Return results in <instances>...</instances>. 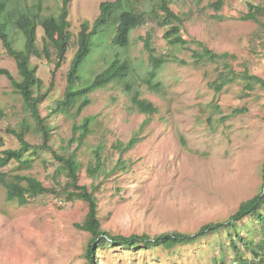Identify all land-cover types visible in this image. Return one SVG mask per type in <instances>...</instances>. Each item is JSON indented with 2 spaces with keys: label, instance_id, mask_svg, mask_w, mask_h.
I'll return each instance as SVG.
<instances>
[{
  "label": "rangeland",
  "instance_id": "rangeland-1",
  "mask_svg": "<svg viewBox=\"0 0 264 264\" xmlns=\"http://www.w3.org/2000/svg\"><path fill=\"white\" fill-rule=\"evenodd\" d=\"M113 0H71L68 7L69 29L74 35L81 23L90 24L99 14V4ZM136 11H144L146 23L131 32L127 49L133 60V79L146 76L147 50L144 40L150 35L154 54L165 53L166 61L157 73L163 88L154 93L141 87L142 97L152 101L157 112L145 115L130 107L120 86L109 84L87 94L89 103L78 113L77 104L61 112H51L55 101L63 96L66 73L75 51L71 47L65 59L55 66L51 59L31 57L42 91L53 82V89L40 105L42 116L51 127L48 142L57 152H75L81 165L78 182L95 186L101 229L112 234L155 235L165 231L194 233L209 222L226 220L241 201L255 195L262 183L264 163V87L245 77L264 79V0H224L219 10L210 7L215 0H170V7L184 16L182 37L186 45L169 46L163 35L166 27L157 24L150 14L154 0H122ZM36 0H11L19 12L32 8ZM248 3L260 7L257 20L243 19ZM60 0H42L41 14L59 11ZM10 8V7H9ZM8 8V9H9ZM15 46H22V35L12 26ZM37 44L41 48L42 30L37 27ZM193 40V42H192ZM232 55V81L220 91L212 83L220 71L227 72L224 59L196 60L193 51L202 45ZM96 50L80 67L93 75L106 65ZM0 66L18 79L16 62L0 41ZM0 142L4 148H17L19 142L8 129L28 125L25 139L33 147L23 155L24 164L11 161L0 170V264H88L85 256L89 233L76 226L87 212L85 202L65 200L55 193H44L20 205L6 199L4 181L11 174L36 177L55 191L69 190V180L61 164L51 153L34 148L41 137L23 107L21 97L9 80L0 75ZM90 118L89 132L78 141L80 125ZM147 119V123L144 120ZM135 133L140 137L132 148L122 152L114 145L127 142ZM96 150L100 154L97 170ZM127 165L115 168L117 160ZM224 232L209 233L191 244L171 250H127L100 248L96 264H214L220 255ZM224 253L225 264H233V253Z\"/></svg>",
  "mask_w": 264,
  "mask_h": 264
},
{
  "label": "trees",
  "instance_id": "trees-1",
  "mask_svg": "<svg viewBox=\"0 0 264 264\" xmlns=\"http://www.w3.org/2000/svg\"><path fill=\"white\" fill-rule=\"evenodd\" d=\"M154 6L150 11L157 18V24L165 26L164 39L169 46L186 45L189 43L182 37L181 29L184 24V16L176 13L170 7V0H154ZM42 0H36L32 8L23 12L14 9L11 0H0V41L6 53L16 62L19 78L16 79L5 67L0 66V75L5 76L12 88L22 99L23 107L28 117L34 123V131L41 137V143L34 145V148L49 151L53 160L59 162L63 167L65 176L69 180L70 189H62L60 192L48 188L40 180L31 175L15 172L10 178L4 181L6 199L16 201L20 205L27 204L31 198L47 192L64 196L65 200L78 199L86 203L87 212L81 223L76 226L89 233L86 244L85 256L88 264H96V254L100 248L118 247L127 250L155 249L171 250L179 245L191 244L199 238L209 233L224 232L227 242L220 241V255L214 256V264H225L224 253L227 249L233 253V264H264V163L261 169L262 183L259 191L252 197L243 200L237 209L224 221L209 222L200 227L194 233L181 231H165L153 236L146 233L141 234H112L102 230L98 215V203L94 194L95 186L89 188L86 184H79L78 174L81 165L75 152L62 154L55 151L48 143L51 138V127L48 125L45 116L41 115L40 105L53 89L51 82L45 91H42V80L36 75V67L31 65V57H45L51 59V54L55 55V66L58 67L65 59L67 51L74 47L75 51L70 59L69 69L66 73V83L63 96L55 101V106L51 112H61L74 107L78 100H82L76 106L75 114H78L88 103L87 96L92 90L101 88L109 84L120 86L127 94L130 107L145 114L152 115L157 112L155 104L142 97L141 87L147 90L160 93L163 88L157 73L163 64L168 61L165 53L154 54V49L150 43V35L147 34L144 40V47L147 50V71L145 77L133 79L135 66L133 60L128 55V47L131 43V32L135 28L146 23L144 11H136L130 4L122 0L102 1L99 4V14L90 24L89 21L81 23L80 30L74 35L69 29L68 7L71 0H60L59 11L54 14H41ZM224 0H215L210 3V7L219 10ZM10 7V8H9ZM9 8V9H8ZM249 11L245 13L243 19L257 20L260 7L248 3ZM14 27L22 35V46L16 47L9 27ZM37 27H40L43 34L41 37L42 46L37 44ZM193 42V40H192ZM202 45L201 52L194 50L193 56L196 60L208 58L215 61L223 58L227 72L220 71L214 84L215 91H220L222 87L232 81L231 63L227 58L232 55L228 52L217 53ZM100 50L106 65L99 72L87 76L86 72L80 73L82 63L91 58L94 51ZM264 87V79L257 76H248ZM235 77V76H234ZM0 110V118L3 117ZM147 119L144 120L145 124ZM90 118H84L80 125H73V132L80 130L78 141L81 142L89 132ZM28 125H22L18 130L8 129L19 142L17 148L0 149V170L16 161L24 164L28 159H23L24 153L28 152L33 145L26 139ZM140 137L135 133L127 142L114 145L122 152L132 148ZM3 145L1 140L0 146ZM100 154L96 150V164L89 172L93 176L97 170ZM127 165L121 159L117 160L115 168H125Z\"/></svg>",
  "mask_w": 264,
  "mask_h": 264
}]
</instances>
